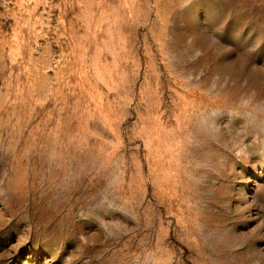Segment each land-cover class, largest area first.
<instances>
[{
    "label": "rangeland",
    "instance_id": "1",
    "mask_svg": "<svg viewBox=\"0 0 264 264\" xmlns=\"http://www.w3.org/2000/svg\"><path fill=\"white\" fill-rule=\"evenodd\" d=\"M0 264H264V0H0Z\"/></svg>",
    "mask_w": 264,
    "mask_h": 264
}]
</instances>
